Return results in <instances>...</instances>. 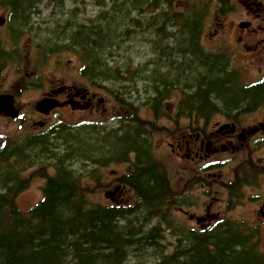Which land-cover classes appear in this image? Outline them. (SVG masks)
Here are the masks:
<instances>
[{"label": "flooded vegetation", "instance_id": "obj_1", "mask_svg": "<svg viewBox=\"0 0 264 264\" xmlns=\"http://www.w3.org/2000/svg\"><path fill=\"white\" fill-rule=\"evenodd\" d=\"M245 2L248 13L254 15V19L238 23L236 27L264 33V2ZM5 7L8 9L6 15L0 13V76L9 74L7 66L18 65L21 69L23 63L20 61L25 60V52L20 46L19 18H12L15 13L20 14V11L14 3H7ZM64 48L77 55L80 60L78 67L73 66L72 72L68 71L64 77H60L64 72L62 67H66V62L60 59L57 62L60 68L44 77L43 83L37 88L38 96L35 100H22L19 92H0V96L14 97H4L3 103L8 105L11 111H19L17 120L22 127L20 133L30 138L46 136L55 140H59L63 134L68 135L73 144L74 158L71 160L76 163L90 161L97 164L93 170L95 174L101 177L107 187L115 185L113 192L109 188L99 190L101 200L108 201L107 197L111 194L115 202L123 201L122 195L117 194L124 186L119 182L131 166L135 167L136 163L144 164L141 154L154 165L156 161H160L147 139V123L136 109L130 113L128 108L131 100L136 103L139 98L130 94L126 97L125 82L120 83L116 93L110 90V86H101L100 83L94 82L93 67L87 68L88 76L83 74L84 67L76 50L70 48L69 44ZM211 54L221 58L219 53ZM223 60L225 65L222 78L214 82L209 80L208 78L212 77L207 69V84L215 87V90L198 88L194 83L188 92L176 86L169 94L163 96L154 86L151 95V107L156 118L162 115L177 124L184 118L188 121V124L181 123V129L172 132L162 142L169 149L167 155L172 158L177 174L189 177V180L185 179L186 187L180 196L182 202L178 204L184 207L199 201L202 206L208 204L210 208L215 205L219 208L213 215H205V222L202 223L199 218L197 228L208 227L214 219L231 221L238 207L249 206L254 202L260 205L253 216L259 212L264 218V70L259 77L244 84L248 81L244 77L247 68L234 65L233 56ZM104 62L108 64V60ZM77 74L81 76V80ZM261 79L263 82L257 81ZM202 83H205L204 79ZM230 83H234V87L227 88L228 94L220 100L217 91L223 84ZM2 87L0 84V89ZM199 89H205V92L199 93ZM134 92L139 93V90ZM176 95L180 97L177 107L174 103ZM19 101H22L24 106H21ZM174 109H178V115L172 120L169 114H172L170 112ZM69 114H81L80 116H87L88 120L76 125H67L64 120ZM83 140H95L97 148L104 145L109 147L110 143L118 141L116 147L110 146L109 154H94L97 149L77 147ZM31 148L35 150L37 146ZM57 150L53 149L52 155L60 164V154L54 153ZM17 154L18 152L12 151L9 159L13 160ZM194 163L198 164V179H193L195 175H190L189 167ZM71 169L77 177L83 178L77 170L72 167ZM88 182H92L90 177ZM247 188H254L258 192H247ZM190 194H196L200 198H189ZM241 228L260 232L264 228V221L260 226H251V230L244 226ZM190 230L195 229L191 227Z\"/></svg>", "mask_w": 264, "mask_h": 264}, {"label": "rangeland", "instance_id": "obj_2", "mask_svg": "<svg viewBox=\"0 0 264 264\" xmlns=\"http://www.w3.org/2000/svg\"><path fill=\"white\" fill-rule=\"evenodd\" d=\"M8 1L0 0V13L4 16L8 12L5 7ZM33 1V8L26 12L25 24L20 25L18 22L20 46L25 52V60L20 61L23 66L21 69L17 67L18 65L7 66L9 74H1L0 76V84L3 86L0 92H19L20 97L25 101L26 99L35 100L37 98V88L43 83L44 77L48 73L60 68L57 63L60 59L66 62V67H62L64 72L60 77H64V74L71 71L73 66L78 67L80 60L77 55L64 47L76 36V31L80 26L88 25L92 35L93 26L89 19L97 21L100 19L99 17L103 16L109 20L113 9L111 0ZM230 1L228 0L227 3ZM260 1L264 2V0ZM128 5L131 10L124 21L127 40L120 42L118 50L112 52L116 56H112L109 52L100 53L105 61L108 60V64H106L108 68L117 64L118 79H103L99 83L101 86L104 84L110 86V90L116 93L121 86L120 83L125 82L126 97L128 98L130 94L139 98L136 103L133 100L129 102L130 113H133L136 109V112L147 123V139H149L153 153L160 159L159 163L168 178L169 186L166 188V196L180 200L182 190L186 187L185 179L189 180V177H182L177 174L174 170L175 164L172 158L167 155L169 149L162 142L172 132L175 133L180 130L181 123L188 124V121L184 118L177 124L162 115L156 118L154 116L155 111L151 107V95L154 87L152 82L155 70H161L162 68L173 70L174 65L170 61L169 50L176 39L183 36L178 22L190 16L200 17L202 22L200 42L204 50L208 53L218 52L225 57L233 56L234 65L245 66L247 71L244 77L248 81L244 84L259 77L262 70H264V33H256L250 28L243 30L236 27L238 23L253 21L254 19V15L248 13L245 0H232L229 12L224 15L220 12L221 6L218 5L217 0H171V5L167 4L165 0H157V2L149 5L142 4L141 0H130ZM12 18L17 20L20 18V14L15 13ZM103 31L104 33L109 32L104 27ZM183 39H186V37ZM77 77L81 80L79 74H77ZM227 88H233V84H230V87L225 84L221 86L217 91L220 98H224L228 94ZM136 89L139 90V93L134 92ZM179 98L178 95L174 96L176 107L179 105ZM19 104L24 106L22 101H19ZM170 113L172 114H169V116L174 120V117L178 115V109H174ZM80 115L71 116L69 114L68 117L66 116L67 119L64 120V123L76 125L88 120L87 116ZM21 130L20 124L7 120L4 114L0 115V149L2 150V147H13L19 150V147H21L26 151L22 153L16 151L21 158L15 157L13 159L15 164L11 165L15 171L16 182H20L24 178L30 183L28 190L19 198V207L26 211L43 197L42 187L46 182V174H53L54 170L51 165L57 162L52 155L53 149H58L54 153L60 154L59 160L66 157L69 166L83 176L84 180L82 178L81 187L88 197L89 189L91 190L88 179L93 170L96 169L97 164L90 161L76 163L71 160L74 158L71 137L63 134L59 140L50 137L30 138L20 133ZM39 140L42 142L38 144L35 150L32 149L31 141ZM80 146L97 149L94 154H109L108 150L110 149L106 145L97 148L98 144L95 140H83L77 145V147ZM9 161L10 159H8ZM197 166L198 164L194 163L189 167L190 175H195L193 179H198L196 176L200 177ZM1 169L0 166V173ZM9 172H11V169ZM1 176L0 174V192H2L3 187ZM97 177V180L102 182L101 177L99 175ZM108 188L112 192L115 191V185ZM246 191L258 192L254 188H247ZM117 194L122 195L124 203H127L128 200L139 201L134 192L126 186H123ZM193 197L195 199L200 198L196 194L189 195V198ZM107 198L112 199L111 194ZM91 200V203L94 204L107 203V201L103 202L101 200L99 190L91 195ZM258 205L260 203L254 202L249 206L238 207L232 215L233 226L235 228L244 226L250 230L251 226H260V223L264 221L263 216L259 212L253 216L258 209ZM164 208L166 209V206ZM217 211H219L218 206L215 205L214 208H210L208 204L202 206L198 201L192 205L186 204L184 207L177 204L166 220H146L140 217H134V219L146 231L154 227H161L163 230L168 226L173 228L172 231L170 229L166 231L167 236L163 240V244L167 249V253H174L179 243L177 237H173L175 227L197 228L199 227L197 222L199 218L203 223L205 222L203 220L205 215H213L212 213ZM214 223H219V220L210 221L208 227ZM117 224L121 227L125 225L123 221H118ZM123 232L129 238L130 232L126 230H123ZM256 236L261 237V248L264 250V228ZM133 248L131 247L129 252ZM121 251H124L122 244ZM134 260L128 255L127 264H133ZM86 263L96 264L97 262L94 263L92 259ZM151 263L153 264V262Z\"/></svg>", "mask_w": 264, "mask_h": 264}, {"label": "trees", "instance_id": "obj_3", "mask_svg": "<svg viewBox=\"0 0 264 264\" xmlns=\"http://www.w3.org/2000/svg\"><path fill=\"white\" fill-rule=\"evenodd\" d=\"M9 1L19 11L33 2ZM129 1L111 0V19L103 16L97 21L89 19L93 34L88 25L80 26L76 36L68 43L70 48L86 58V66L93 67V76L97 78H93L95 81H102L108 75L111 79H118L117 64L108 68L100 53L109 52L116 56L112 52L118 50L120 42L127 40L124 21L131 10ZM219 1L227 3L228 0ZM167 2L171 4V0ZM141 3L149 5L151 0ZM19 22L22 23L21 19ZM189 23L190 34L181 36L186 39H176L169 50L173 70L162 67L155 70L152 83L163 96L176 86L188 92L194 83L198 88L215 90V87L207 84V69L212 77L208 79L213 82L224 75L223 59L199 48L194 18H190ZM103 27L109 32L104 33ZM205 89H199V93L205 92ZM117 141L110 143V146L116 147ZM40 142L31 141V144L38 146ZM19 151L26 152L21 147ZM11 154V149L0 152L1 174L8 167ZM142 155L144 164L139 163L129 177L121 180L137 193L139 203L135 206L129 204L132 207L91 203L79 177L74 173L70 175L62 161L61 166L58 161L51 165L55 173L46 174L44 198L29 211L18 208L15 200L17 194L8 191L11 187L5 182L0 192V264H87L92 259L96 264H127L128 255L133 260L136 258L133 264H264V252L260 250L255 234L241 227L235 228L230 221L192 231L183 226L175 227L173 237H177L179 243L174 253H167L163 240L167 236L166 231L173 228L168 226L163 230L154 227L146 231L134 217L166 220L182 199L166 196L169 183L165 171L158 161L154 165ZM24 183L25 187L30 184L28 180ZM102 186L100 182L94 187L90 186L89 194ZM20 187L18 184L15 190ZM118 221H123L124 227L118 225ZM123 230L130 232L129 238ZM121 244L124 251H121ZM131 247L134 248L129 252Z\"/></svg>", "mask_w": 264, "mask_h": 264}, {"label": "bare ground", "instance_id": "obj_4", "mask_svg": "<svg viewBox=\"0 0 264 264\" xmlns=\"http://www.w3.org/2000/svg\"><path fill=\"white\" fill-rule=\"evenodd\" d=\"M90 22H91V21H90ZM72 49L75 50L74 48H72ZM76 53L79 55V58L81 59L82 65H83V67H84L83 74H86V75L88 76V73H86V71H87V68L90 67L91 65L86 66V62H87L86 58L83 57V56L79 53V51H76ZM207 53H208V52H207ZM209 55L215 56V55H213V54H211V53H209ZM216 58H220V57L217 56ZM221 59H223V58H221ZM223 61H224V60H223ZM87 72H88V71H87ZM93 78H94V79H97V78H95V77L92 75V80H93ZM110 79H111V78H110L109 75H108L107 78H105L104 80H110ZM93 81L96 82V83H99V82H100V81H95V80H93ZM61 161L64 162L63 166L69 170L70 175H71V173H74V171H73V170L71 169V167L69 166L68 162H66V161H68L66 157H64V159H62V160H59V163L62 164ZM61 164H60V166H61ZM74 174H75V173H74ZM79 179H80V184H81V180H82L81 177H79Z\"/></svg>", "mask_w": 264, "mask_h": 264}, {"label": "water", "instance_id": "obj_5", "mask_svg": "<svg viewBox=\"0 0 264 264\" xmlns=\"http://www.w3.org/2000/svg\"><path fill=\"white\" fill-rule=\"evenodd\" d=\"M4 107H5V109L7 110L8 113L11 112V110H10L8 105L4 104ZM11 116L16 117L17 116V112L16 111H12Z\"/></svg>", "mask_w": 264, "mask_h": 264}]
</instances>
